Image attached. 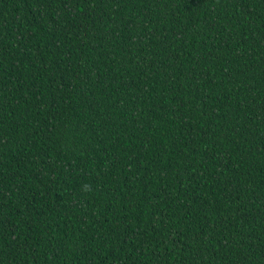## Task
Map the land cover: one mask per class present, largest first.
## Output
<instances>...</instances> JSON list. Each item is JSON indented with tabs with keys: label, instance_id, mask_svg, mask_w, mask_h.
Returning <instances> with one entry per match:
<instances>
[{
	"label": "trees",
	"instance_id": "trees-1",
	"mask_svg": "<svg viewBox=\"0 0 264 264\" xmlns=\"http://www.w3.org/2000/svg\"><path fill=\"white\" fill-rule=\"evenodd\" d=\"M0 264H264V0H0Z\"/></svg>",
	"mask_w": 264,
	"mask_h": 264
}]
</instances>
